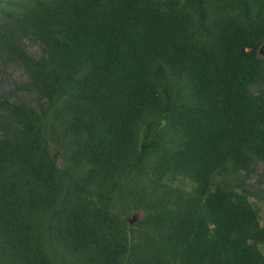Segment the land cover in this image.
<instances>
[{
	"label": "trees",
	"instance_id": "obj_1",
	"mask_svg": "<svg viewBox=\"0 0 264 264\" xmlns=\"http://www.w3.org/2000/svg\"><path fill=\"white\" fill-rule=\"evenodd\" d=\"M0 15V264H264V0Z\"/></svg>",
	"mask_w": 264,
	"mask_h": 264
},
{
	"label": "rangeland",
	"instance_id": "obj_2",
	"mask_svg": "<svg viewBox=\"0 0 264 264\" xmlns=\"http://www.w3.org/2000/svg\"><path fill=\"white\" fill-rule=\"evenodd\" d=\"M25 43L30 53L37 54L38 48L36 45L32 44L29 40ZM28 80L29 78L22 67L14 63L4 65L3 60L0 58V92L4 91L9 93L13 100L24 99L34 103V98L36 96L34 92L18 88L19 85H23ZM248 181L256 187L258 185L264 187V162H260L256 165L255 171ZM261 205L264 210V204ZM262 249L264 251V246Z\"/></svg>",
	"mask_w": 264,
	"mask_h": 264
},
{
	"label": "water",
	"instance_id": "obj_3",
	"mask_svg": "<svg viewBox=\"0 0 264 264\" xmlns=\"http://www.w3.org/2000/svg\"><path fill=\"white\" fill-rule=\"evenodd\" d=\"M260 52L264 55V44L262 45Z\"/></svg>",
	"mask_w": 264,
	"mask_h": 264
}]
</instances>
